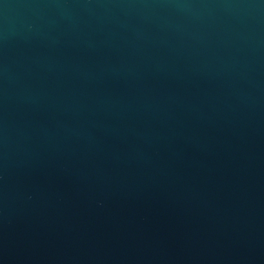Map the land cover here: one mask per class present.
<instances>
[{"label":"water","instance_id":"obj_1","mask_svg":"<svg viewBox=\"0 0 264 264\" xmlns=\"http://www.w3.org/2000/svg\"><path fill=\"white\" fill-rule=\"evenodd\" d=\"M0 264H264V0H0Z\"/></svg>","mask_w":264,"mask_h":264}]
</instances>
